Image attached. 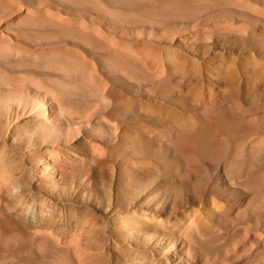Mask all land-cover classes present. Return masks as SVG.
Here are the masks:
<instances>
[{"label": "rangeland", "instance_id": "1", "mask_svg": "<svg viewBox=\"0 0 264 264\" xmlns=\"http://www.w3.org/2000/svg\"><path fill=\"white\" fill-rule=\"evenodd\" d=\"M0 264H264V0H0Z\"/></svg>", "mask_w": 264, "mask_h": 264}]
</instances>
